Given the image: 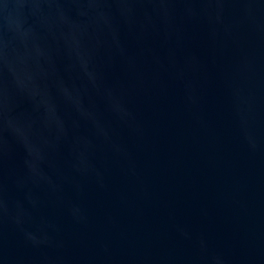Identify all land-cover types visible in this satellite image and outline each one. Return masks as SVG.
I'll use <instances>...</instances> for the list:
<instances>
[{
	"label": "water",
	"instance_id": "obj_1",
	"mask_svg": "<svg viewBox=\"0 0 264 264\" xmlns=\"http://www.w3.org/2000/svg\"><path fill=\"white\" fill-rule=\"evenodd\" d=\"M0 264H264V0H0Z\"/></svg>",
	"mask_w": 264,
	"mask_h": 264
}]
</instances>
